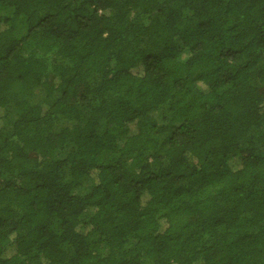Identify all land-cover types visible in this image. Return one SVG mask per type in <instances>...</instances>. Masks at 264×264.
I'll return each instance as SVG.
<instances>
[{
    "label": "trees",
    "instance_id": "1",
    "mask_svg": "<svg viewBox=\"0 0 264 264\" xmlns=\"http://www.w3.org/2000/svg\"><path fill=\"white\" fill-rule=\"evenodd\" d=\"M0 264H264V0H0Z\"/></svg>",
    "mask_w": 264,
    "mask_h": 264
},
{
    "label": "rangeland",
    "instance_id": "2",
    "mask_svg": "<svg viewBox=\"0 0 264 264\" xmlns=\"http://www.w3.org/2000/svg\"><path fill=\"white\" fill-rule=\"evenodd\" d=\"M97 251L102 253V252H104V249L101 245H99V247L97 248Z\"/></svg>",
    "mask_w": 264,
    "mask_h": 264
}]
</instances>
